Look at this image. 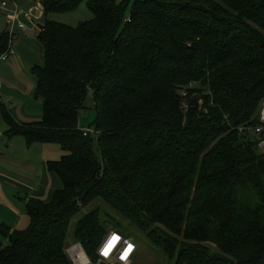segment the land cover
<instances>
[{"label":"trees","instance_id":"obj_1","mask_svg":"<svg viewBox=\"0 0 264 264\" xmlns=\"http://www.w3.org/2000/svg\"><path fill=\"white\" fill-rule=\"evenodd\" d=\"M82 4L93 17L76 27L48 18ZM41 8L44 65L32 72L42 118L18 123L2 103L0 117L10 139L60 147L47 169L62 189L29 199L25 230L0 224V264H73L66 251L77 244L96 264L106 224L122 227L100 204L169 263L264 264V152L231 130L257 124L263 107L264 0ZM7 46L2 33L0 57ZM89 96L98 138L79 130Z\"/></svg>","mask_w":264,"mask_h":264},{"label":"rangeland","instance_id":"obj_2","mask_svg":"<svg viewBox=\"0 0 264 264\" xmlns=\"http://www.w3.org/2000/svg\"><path fill=\"white\" fill-rule=\"evenodd\" d=\"M22 6L24 8H31L34 4L26 1ZM128 12L130 13V9ZM92 17L93 16L87 9L86 5L82 4L74 13L52 15L48 18L59 23L76 27L80 22L89 20ZM44 23L45 20L42 18L39 22V27L43 26ZM4 31H6V21L1 18L0 33ZM38 32L39 31L35 30L34 27L26 32H18V38L15 41V55L7 62L0 63V83L4 87V90L0 92V103L6 106L9 110L12 109L14 115L17 117L22 116L24 119L27 116H31L33 122L40 121L43 112L40 102L35 99L37 81L32 72L34 67H42L44 65L43 49L37 39ZM15 56L16 58L19 56L20 62L16 61ZM14 60L15 62L11 63ZM40 115L41 118H39ZM95 121L96 112L94 111V101L92 96H89L80 115V125L83 128H90L95 124ZM0 126H2L0 129V140L6 139L3 132H7L8 128L6 125L4 126V122L1 119ZM16 140H18V142H23L24 139L20 137ZM33 156L37 157V153L35 152ZM250 202L254 203L256 202V199L251 196ZM95 204L92 205L90 209H93ZM100 206L112 216L113 220H118L122 223V227L120 229L118 228L120 233L127 236L129 235L136 241L138 252L133 259L134 264H173L167 262L159 250L152 249L146 240H143L141 237L140 240L137 239L135 228L108 205L100 204ZM111 223L112 224H106L107 232L116 230L113 222ZM88 258L91 260L90 257ZM91 263L94 264L92 260ZM96 264L101 263H99L98 260Z\"/></svg>","mask_w":264,"mask_h":264},{"label":"crops","instance_id":"obj_3","mask_svg":"<svg viewBox=\"0 0 264 264\" xmlns=\"http://www.w3.org/2000/svg\"><path fill=\"white\" fill-rule=\"evenodd\" d=\"M15 59L20 62L19 56H15ZM3 90L2 86L0 92ZM10 111L18 123H33L31 116L23 119L22 116H15L12 109ZM3 133L6 139L0 140V224L9 226L13 231H22L29 226L25 212L29 199L49 202L54 193L62 189L59 177L48 171L47 162L59 160L64 152L59 146L45 144H35L28 148L25 140L18 142L16 139L20 137L10 139L6 132ZM35 152L37 157L33 156Z\"/></svg>","mask_w":264,"mask_h":264},{"label":"built area","instance_id":"obj_4","mask_svg":"<svg viewBox=\"0 0 264 264\" xmlns=\"http://www.w3.org/2000/svg\"><path fill=\"white\" fill-rule=\"evenodd\" d=\"M29 1L34 4L31 8H24L23 3ZM44 0H0V19L6 21V33L8 35V46L6 51L0 57V63L6 62L10 57L15 55V41L18 38V32H26L32 27L39 31V22L43 18L41 3ZM129 21V19H128ZM0 33V34H2ZM196 84H191L188 88H193ZM0 90L2 84L0 83ZM189 92L184 89L181 91L183 99V107L188 110L186 100ZM203 106V101H200ZM80 132L86 136L98 138L101 132L95 128H83L80 126ZM232 131L238 132L241 136L248 138H256L258 140V148L264 152V105L261 110L259 121L257 124H246L239 127L231 128ZM116 236L117 242L111 247L108 244L111 242L112 236ZM138 252L136 241L120 232L110 231L103 239L97 250L99 263L105 264H134L133 259ZM73 264H92L87 257L81 245H73L66 251Z\"/></svg>","mask_w":264,"mask_h":264},{"label":"clouds","instance_id":"obj_5","mask_svg":"<svg viewBox=\"0 0 264 264\" xmlns=\"http://www.w3.org/2000/svg\"><path fill=\"white\" fill-rule=\"evenodd\" d=\"M117 239L118 238L113 235L111 238V242L108 244V247L111 248L117 242Z\"/></svg>","mask_w":264,"mask_h":264}]
</instances>
